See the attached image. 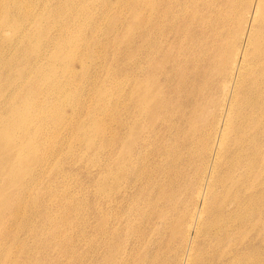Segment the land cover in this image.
I'll return each instance as SVG.
<instances>
[{
    "label": "rangeland",
    "instance_id": "1",
    "mask_svg": "<svg viewBox=\"0 0 264 264\" xmlns=\"http://www.w3.org/2000/svg\"><path fill=\"white\" fill-rule=\"evenodd\" d=\"M22 1V22L0 27V117L30 115L20 126L39 133L18 144L37 140L46 162L0 211V264L209 263L232 223L217 212L264 170V57L235 25L249 2L240 27L261 22L264 34V0ZM21 14L0 4L1 19ZM152 84L170 104L134 115L135 93ZM25 96L34 104L23 108ZM135 124L144 130L128 133ZM128 143L144 144L139 179L119 171L138 158Z\"/></svg>",
    "mask_w": 264,
    "mask_h": 264
},
{
    "label": "bare ground",
    "instance_id": "2",
    "mask_svg": "<svg viewBox=\"0 0 264 264\" xmlns=\"http://www.w3.org/2000/svg\"><path fill=\"white\" fill-rule=\"evenodd\" d=\"M5 4L6 10H11L14 8L17 12H21V15L14 16L13 19L4 20L0 18V27H10V24L18 26L22 22V17L27 15L31 9L27 8L22 0H0L1 3ZM264 6V1L259 2L260 8L261 5ZM250 3L243 1L240 2V12L239 16L236 18L235 25L237 27V35L246 41L249 46L254 47V54L256 57H264V34L259 32V24L261 22H255L253 29L247 32L245 29H241L240 24L243 22L242 14H245L249 11ZM50 6L53 7V10H56L58 7L54 1H50ZM60 20V19H59ZM262 31V30H261ZM44 30H34L32 34L37 35L38 43L42 44L44 42ZM208 36L209 40L215 39L218 36V30H214ZM203 34L199 35L198 38L202 40ZM206 40V36L204 37ZM22 47V46H21ZM205 54L204 51H201ZM55 58L52 57L51 60ZM164 61L159 64V66H164ZM155 74H152L151 77H155ZM47 77L41 75L40 82L50 83ZM115 89L118 86L114 87ZM157 88L156 84H152L150 90H143L140 87L135 93L136 99L134 104H129V111L133 112L136 116L148 115V117L154 113L160 112L162 108L170 104L169 100L164 97L158 96L155 98L153 89ZM23 90L21 89L19 93ZM29 93V92H28ZM27 93V95H28ZM55 94V93H54ZM53 94V95H54ZM26 95V96H27ZM140 95L141 99L138 97ZM21 98V105L23 108L30 107L33 105V100H25ZM24 101V102H23ZM54 107V106H53ZM102 103L97 105V109H102ZM53 109V108H52ZM1 110V108H0ZM54 110V109H53ZM30 115L20 114L16 117L5 118V114L0 117V211L12 208L15 203L17 206L22 199L21 188L27 183L28 176L39 170L43 164L46 162L43 159L44 156H37L36 151L41 150V146L37 147L36 141L32 140L30 147L22 148L18 141L21 138L26 136H37L39 132L31 133L30 130L24 129L20 126L21 123L27 122V119ZM34 116L32 119L34 120ZM107 120L105 116L101 118L93 119L92 131L94 133L102 135L107 134ZM143 128H139L137 124L127 127V132H138L143 131ZM56 136V129L52 131ZM116 135L111 132L108 142L111 139H114ZM122 141L125 140L126 136L120 137ZM41 139V138H40ZM55 142V141H54ZM129 149L136 148L138 150V158L128 155L130 160L125 162H119V171L124 175V171L130 170L132 175L135 178L139 179L141 174L137 165H143L141 160L145 157L141 156L143 153L144 144L143 143H128ZM26 154V156L21 157ZM45 155V154H44ZM147 155H153V150H151L150 145L146 151ZM111 157V155H109ZM112 158V157H111ZM12 161V162H11ZM119 161V160H118ZM13 162H20L19 166L12 167ZM131 164H134L133 167H130ZM125 177V176H124ZM131 179H125V182H130ZM124 180H120L123 182ZM14 186V187H12ZM19 187L16 191H10L12 188ZM230 215V216H229ZM217 223L229 216V220L232 223L226 227H219L217 229L216 238V253L210 259L209 263L201 264H263L262 255L264 254V170L260 171L258 174H253L251 180L245 191L242 194H238L230 202L229 211L223 209L218 211L216 214ZM238 221L243 222L244 229H239V237H231V231L237 229L238 226L236 223ZM1 224V221H0ZM227 231V237H221V233ZM244 235L240 238V236Z\"/></svg>",
    "mask_w": 264,
    "mask_h": 264
}]
</instances>
